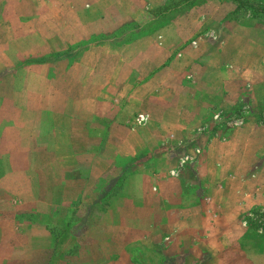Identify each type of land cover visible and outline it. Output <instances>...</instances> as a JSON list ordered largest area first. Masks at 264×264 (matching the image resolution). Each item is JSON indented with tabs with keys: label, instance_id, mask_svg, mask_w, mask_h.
<instances>
[{
	"label": "rangeland",
	"instance_id": "obj_1",
	"mask_svg": "<svg viewBox=\"0 0 264 264\" xmlns=\"http://www.w3.org/2000/svg\"><path fill=\"white\" fill-rule=\"evenodd\" d=\"M228 1L233 8L222 19L216 16L224 12V5L206 0L191 7V17L134 51L110 48L119 45L120 38H109L99 57H82L86 50H76L80 47H75L76 43L90 34L115 30L127 21L131 23L122 31L133 30L149 21L154 7L163 1L0 0V236L14 235L12 257L0 264H17L25 254L29 256L25 264H77L75 255H84L89 248L99 253L96 263L101 264L129 246L137 247L146 258L158 256L153 251L156 248L173 257L176 248L170 238H161L159 227L157 232L130 242L132 213L130 219L134 218L130 208L140 204L143 196L138 174L150 166L154 172L172 177L194 166L208 172L217 165L237 177L230 185L231 192L238 189L240 180L247 181L244 186L248 189L256 188L262 180L254 176L256 164L264 163V15H252L250 9ZM241 1L254 6L258 0ZM260 1L264 6V0ZM100 23L104 30L91 31ZM236 29L241 30L230 36ZM176 44L178 50L156 68L152 88L138 95L129 108L139 109L141 99L150 92L159 102L148 107L156 116L169 112L166 101L170 96L179 111L196 112L201 106L198 115L180 114L181 120H196L192 129H145L141 127L145 123L142 112L135 113L129 123L121 121L117 115L125 97L124 81L128 76L137 81L144 78L149 73L148 58L153 64L161 62L167 48ZM129 56L133 63L128 62ZM175 57L179 61L170 65L168 60ZM230 89L231 97L224 99ZM258 112L263 119L254 115ZM137 115L143 116L139 122ZM241 118L247 123H241ZM100 122L106 126L115 122L120 128L102 131ZM241 127L254 132L249 137L234 135L238 142L230 151L222 148L230 160L213 162L206 152L208 144L224 140ZM136 144L140 145L134 152ZM8 156L11 163L4 159ZM199 156L200 165L195 162ZM79 174L85 177L84 188L68 202V180ZM125 180L135 184L137 194L124 191ZM173 186L170 183L165 189ZM30 197H37L41 204L18 206L19 200ZM114 200L124 207L117 212V219L126 223L127 232L113 228L103 216ZM153 202L159 209L160 201ZM251 208L256 209L255 216L248 215L256 221L255 229L248 237L242 236L239 250L230 247L220 252L232 264L260 263L251 262L247 254L264 244V202ZM154 214L155 219L160 216L159 211ZM144 219L141 214L140 220ZM239 223L245 232L243 221ZM69 228L74 235L68 233ZM68 234L77 241L63 260H55L54 253L68 245Z\"/></svg>",
	"mask_w": 264,
	"mask_h": 264
},
{
	"label": "crops",
	"instance_id": "obj_2",
	"mask_svg": "<svg viewBox=\"0 0 264 264\" xmlns=\"http://www.w3.org/2000/svg\"><path fill=\"white\" fill-rule=\"evenodd\" d=\"M125 1L128 2L131 0ZM138 1L144 4L146 2H162L164 0ZM215 1L216 4H220V6L224 5L225 7L224 12L216 16L218 19H222L232 10V2L228 0ZM205 2L206 0H198L196 5H199L200 3L204 4ZM192 7H195V5ZM193 11L194 10L190 8L183 14L175 15L174 17L170 18L165 25L150 34L141 36L129 43H123L119 45L117 44L118 46L116 44L114 46L109 45V47H117V50L119 51H121V49H124L128 52H130L131 50L134 51L136 49V46L142 45L144 41L152 39L154 36L163 35V32L165 30L172 29L174 28V25L176 23H180L186 18L191 17L193 15ZM129 17H133V14L129 13ZM102 30H104V25L100 23L91 31ZM240 30L241 29L233 30L229 34L230 36H233L237 31ZM195 31L196 33H198L199 29ZM105 41L109 40L104 39L96 43L90 42L87 44L79 45L80 49L78 48L76 50H86L85 52H83L82 57L89 54L91 56L99 57L100 51L102 50L101 47H103L102 44L105 43ZM89 45H93V47L95 48H93V50H90ZM176 50H178L177 44L174 45L173 48L172 46H170V48H167L168 54H166L165 58L162 59L161 62H157L156 64H153L152 59L148 58L146 64L150 65H147V67L149 68V73L146 74L145 77L141 80L137 81L134 76H128L127 80L124 81L123 87H125V97L123 99L122 110L117 115L121 121H123L124 123H129L131 117H133L135 113L142 112L145 115V123L141 125V127L145 126V129L153 128L156 131H177L182 129H192V125L195 124L196 120H190L189 118L186 120H181L179 119L181 117L180 114H183L184 112L188 117H190V115L194 116L195 113L196 115H198L202 113L201 106L198 110H196V112H192V109H189L188 111H186L187 109H185L184 111H179L180 106L177 103L171 102L170 98L172 97L170 96L168 97V102L166 101V106L169 112H165V114L163 113L159 116H156L154 111H150L148 107L150 105L155 106L159 102L158 99H155V94L153 93L154 95H151L152 92H150L146 94L143 99H141L142 106L139 105V109L129 108L133 101L137 99L136 97L138 95L145 93L146 90L152 88V82L154 81V79H156V68H158L160 64L167 61V57L171 54V52ZM73 61L74 60L71 61V64ZM178 61L179 60L175 57L174 59H169L168 63L171 62L170 65H172L173 63ZM128 62L133 63L134 58H132V56H129ZM81 65H83L82 61ZM7 66L8 65L4 67ZM168 66V64H165V69H167ZM71 68L72 65L68 67V71ZM2 69L3 64L0 65V70ZM116 93L119 94L120 92ZM231 94L232 90L230 89L224 95V99H226L227 97H231ZM218 97H220V95ZM119 119H115V121H119ZM87 125L88 123L82 125L81 129H83V127H87ZM99 125L102 131L111 129L116 130L120 128V126H118L115 122H110L108 126H106L104 122H100ZM256 129L261 130L262 128L258 127ZM253 132V130L249 131L246 127L237 128L231 131L226 136V138H224V140L213 141L209 143L206 152L209 153V156H211V159H213V162L215 163L220 162L223 159L228 162V160H230L229 153L223 152L222 148H224L226 152L231 149L234 144L238 142L234 137V135H236L237 133H239V135H245L249 137L250 133ZM158 137H156L155 140H159L160 138ZM139 145L140 144L135 145L133 150L134 152L138 149ZM240 156H242V154ZM9 158L10 156L6 158L4 157L7 163H11V159L9 160ZM200 159L201 158L199 156L195 161L199 165ZM26 162H28V160H26ZM151 167L152 166L149 167V170H144L143 173L138 174V179L141 180L142 185V187L140 186V195L141 193H143V196L140 204H136L130 208L131 211L134 212V218L132 220L130 219L133 216V213L129 218V225L133 228L132 231H130L133 235L130 242L138 241L151 233L157 232L155 230H157V228L159 227L163 230L161 232V238H163L164 240L170 238L172 245L176 248L174 256L169 257L161 250L156 251V248L153 249V251H155L158 256L154 258H146L143 254H141L140 250H138L137 247L129 246V248H125L126 250L120 249L117 256H114L110 260L103 261L101 264H159L160 262L161 264H190V262H193L192 264H232L229 262L227 257L220 256V252L226 248L238 246V242L244 234V227L242 228L241 224L239 223L241 222L242 215L251 207L259 205L263 202L264 176L262 175V172H264V163L259 162V164H256L254 176L256 177V179H262L260 180L261 182L257 184L256 188L248 189L244 186L246 185L247 181L243 182L242 180H240V186L236 191L232 192L230 191V185L236 182L237 177L234 176L232 172H229L226 169L223 170L220 167H217V165L210 169L211 171L208 172L203 171V168H201L200 166H194L193 170L185 171L184 169L181 173H177V176L172 177L164 175L163 171L154 172ZM16 172L19 171H11L10 173ZM84 179L85 177L82 176V174H79L75 178L68 180V202L72 201L76 198V196L82 193V190L84 188V184L82 183L84 182ZM153 181L156 182V186L151 185ZM129 182H127V180L124 181V191L130 190L134 194H137V188H135V184L131 186ZM170 183H172L174 186L165 189V185H168ZM155 199H158L160 201V204L157 205L159 209L155 207L156 204L153 202ZM117 201H119V198ZM117 203L118 202H116V200L110 203L107 206L108 208L104 211L103 216L106 219L109 218V221L112 223L113 228H119L120 231H126V229H124V225H126V223H124L121 219H117V212L122 210L124 207H120L121 205L118 206ZM40 204V199H37V197H30L26 200L18 201V206L23 208H32L35 206H39ZM155 211H159L160 215L159 217L156 216V219L154 214ZM141 214H144V221L140 220ZM68 233L73 234L74 232L69 228ZM72 236L68 234V236L65 237V239L68 240V245L63 246L64 248L60 249L59 252L56 251L52 258H54L55 260H63L65 257L64 255L67 251L69 254V250L77 241V237ZM13 237L14 235L10 236L9 238L3 236V234L0 236V262L3 261L4 263H6L11 259ZM149 239L153 241L151 237ZM64 242L66 243V240ZM250 252V255L247 254V256L249 257L251 262H260L259 264H264V244H259ZM206 254H208L207 257L205 256ZM100 255L102 256L104 254ZM75 256L78 260L77 264H97L96 257H99V253H94L89 248L86 254ZM28 257L29 256L27 254L22 255L16 261L17 264H25V260H27Z\"/></svg>",
	"mask_w": 264,
	"mask_h": 264
},
{
	"label": "trees",
	"instance_id": "obj_3",
	"mask_svg": "<svg viewBox=\"0 0 264 264\" xmlns=\"http://www.w3.org/2000/svg\"><path fill=\"white\" fill-rule=\"evenodd\" d=\"M231 1H233V3L237 2L238 5H242L247 9H250L251 10L250 13L252 15H257V14H261L262 16L264 15V6L260 4L261 3L260 0L255 1L254 6L252 4L251 6L250 2L243 4L241 0H231ZM197 2L198 0H164L163 3L154 7V11H153L154 13L152 14V18L146 23L137 26V28L133 27V30L131 28V30L122 31L123 27L125 29L126 26L130 25L131 21H127L124 22L120 27H117L119 28V30L117 28L115 29L118 30V32L117 31L115 32V30L112 31L110 30L108 32L90 34L86 39L76 43L75 47L79 46L80 44H87L92 41H100L109 38L111 39L120 38L119 44L129 43L141 36L150 34L153 31L157 30L158 28L162 27L168 22L170 18L174 17L175 15L185 13L192 6L196 5ZM254 115H256V117H258L259 120L263 119V117H261L260 115V112ZM241 123H247L246 119L241 118ZM263 202H264V198H263ZM250 214H252V216H255L256 209L251 208L250 210L245 212L241 217V221H243L244 226L246 227L245 232L243 234V239L245 237H248L252 233L253 229H255L257 224L255 220L249 219L248 215Z\"/></svg>",
	"mask_w": 264,
	"mask_h": 264
},
{
	"label": "built area",
	"instance_id": "obj_4",
	"mask_svg": "<svg viewBox=\"0 0 264 264\" xmlns=\"http://www.w3.org/2000/svg\"><path fill=\"white\" fill-rule=\"evenodd\" d=\"M143 119V116L142 115H137V117H136V121H141Z\"/></svg>",
	"mask_w": 264,
	"mask_h": 264
}]
</instances>
